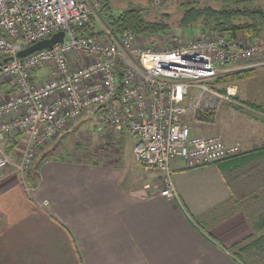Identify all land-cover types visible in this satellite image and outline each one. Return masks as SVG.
<instances>
[{"label":"built area","instance_id":"1","mask_svg":"<svg viewBox=\"0 0 264 264\" xmlns=\"http://www.w3.org/2000/svg\"><path fill=\"white\" fill-rule=\"evenodd\" d=\"M148 1L161 7L179 0ZM98 4L0 0V169L10 163L7 143L20 151L13 170L28 174L49 140L79 117L92 115L101 135L134 137L135 159L161 172L160 193L175 197L172 161L200 167L240 150V144H228L221 135L192 134L191 114L206 123L215 120L217 111L214 103L200 104L192 93L232 101L235 87L220 93L210 82L231 70L264 65V34L203 33L171 48L153 49L131 30L120 36L108 28L80 31ZM58 31L64 32L62 42L17 56L19 50ZM41 67L48 68L45 77L39 73Z\"/></svg>","mask_w":264,"mask_h":264},{"label":"crops","instance_id":"2","mask_svg":"<svg viewBox=\"0 0 264 264\" xmlns=\"http://www.w3.org/2000/svg\"><path fill=\"white\" fill-rule=\"evenodd\" d=\"M239 94L264 110L261 85ZM236 96L212 129L239 142L237 154L264 147V114ZM129 137L131 151L107 162L45 157L28 174L0 169V264H242L230 245L254 233L264 153L193 168L174 160L177 195L167 197L162 173L135 159Z\"/></svg>","mask_w":264,"mask_h":264},{"label":"trees","instance_id":"3","mask_svg":"<svg viewBox=\"0 0 264 264\" xmlns=\"http://www.w3.org/2000/svg\"><path fill=\"white\" fill-rule=\"evenodd\" d=\"M98 1L99 4L95 7V10L116 36H120L125 30H131L139 36H153L171 28L170 15L165 10L155 17L157 19H151L146 14L159 10L156 7L153 9L150 5V7L148 5H135L132 0H128L127 5L117 3L113 5L110 4L109 0ZM179 1L180 12L175 18L174 24L180 28L195 27L198 28L199 32L201 29H207L218 35L229 36L248 33L253 37H257L262 31L264 32V8L256 4L254 0ZM168 3L170 2H166L164 5L166 6ZM115 5H118L119 11H114ZM92 20L93 17L79 30L86 33L100 31L101 29H94L91 26ZM2 60L3 58H0V63ZM248 69L238 70L237 73L236 71L228 73L222 75L223 77L220 76V78L218 76L210 82V85L215 88L219 84L237 83L240 80L248 79L255 73V68ZM217 90L225 92V87H219ZM235 98V101L264 114L263 108L259 105L247 101L242 102L237 96ZM13 146V144H9L6 148L7 151L11 152ZM263 153L264 147L256 148L236 154L232 156V160H241L245 157H249V160L258 159ZM43 158H45L44 154L40 159ZM259 209L260 206L256 205L250 211V221L254 233L232 248L234 256L242 264H264V211L261 212Z\"/></svg>","mask_w":264,"mask_h":264},{"label":"rangeland","instance_id":"4","mask_svg":"<svg viewBox=\"0 0 264 264\" xmlns=\"http://www.w3.org/2000/svg\"><path fill=\"white\" fill-rule=\"evenodd\" d=\"M128 0H109L110 4H119V5H127ZM214 1V0H208V2ZM149 2V1H148ZM147 0H132V3L135 5H144V6H149ZM256 4L261 5L264 8V0H254ZM180 1H171L164 7H156L159 10H156L155 12H150L149 14H146L147 17L151 19H157V15L163 10L166 11L170 15V20L169 22L171 23V28L167 29L166 31L159 33L157 35L153 36H140L138 41L146 46L152 47L153 49H162L164 47H174L176 45H179L181 42L190 40V39H196L197 36L200 34H209V35H218L214 32H211L207 29H201V33L199 32L198 28H180L179 26H176L174 23L175 18L179 15V10H180ZM150 7V6H149ZM152 7V6H151ZM155 7H153L154 9ZM120 8L118 5L114 6V11H119ZM93 20L91 22V26L94 29H101V30H106L109 27L107 26L105 20L98 15L97 11L94 9L93 14H92ZM91 17V18H92ZM264 34V32H261ZM260 33V34H261ZM246 36L250 35L248 33H241L238 34L234 37L238 36ZM218 36H223V35H218ZM229 36V35H228ZM249 37H253L250 35ZM259 58V57H256ZM254 58V59H256ZM252 59V60H254ZM250 68H255L256 69V74L254 77L251 78V80L248 79H243L238 81L237 83H228V84H219L216 85L215 90L219 87H225V90L228 86H233L236 89V95L238 99L240 98V92H242V88L248 89L254 88V87H259L260 85L264 87V66H253ZM47 67H41L40 68V74L45 77L46 76V71ZM241 70V69H238ZM235 70V71H238ZM233 70L229 71V73L235 72ZM228 74V73H226ZM225 75V74H223ZM221 76V75H220ZM219 76V77H220ZM250 81V82H249ZM227 85V86H226ZM214 87V86H213ZM217 92H220L217 90ZM220 93H225V92H220ZM197 99L196 101L199 102L200 104H203L207 101H210L214 103L217 106V112L221 106L224 104H228L227 102H232V101H221L218 96L214 94H210L211 97L216 96L214 100H211L210 97L206 94H203L199 91H196L194 94L192 93ZM210 99V100H209ZM233 99V98H232ZM240 104V103H239ZM215 115V117H216ZM214 117V118H215ZM196 116L190 115L188 117V121L190 122V129L192 134L194 135H212V134H218L215 132V130L212 129L215 120H211L210 122H199L196 121ZM220 135V134H218ZM134 140H136L134 138ZM238 143L239 142H235ZM131 146L132 142L131 139L128 135L122 134V135H117L115 134L113 137H108L107 135H101L95 130V119L93 118L92 115L88 116H81L78 119H76L68 128L65 130L61 131L57 136L49 140L46 145L41 148L34 159L33 165L35 164V161L40 159V157L44 154L45 157H53V158H61V159H69V160H76L80 162H107L113 160L115 157H119L118 155L121 154L123 151H131ZM7 151V149H6ZM9 155V165L12 166V163H15L18 161V158L20 156V151L13 150L11 152L7 151ZM8 168V167H7ZM12 169L13 166L11 167ZM260 206V211H264V200L259 203ZM236 243L233 245H230V247H234Z\"/></svg>","mask_w":264,"mask_h":264},{"label":"water","instance_id":"5","mask_svg":"<svg viewBox=\"0 0 264 264\" xmlns=\"http://www.w3.org/2000/svg\"><path fill=\"white\" fill-rule=\"evenodd\" d=\"M64 36L63 31H58L53 33L50 37L44 38L42 40H39L17 52V56H26L27 54L38 50V49H43V48H48L55 43L62 42ZM8 59V58H7ZM4 59V60H7Z\"/></svg>","mask_w":264,"mask_h":264},{"label":"bare ground","instance_id":"6","mask_svg":"<svg viewBox=\"0 0 264 264\" xmlns=\"http://www.w3.org/2000/svg\"><path fill=\"white\" fill-rule=\"evenodd\" d=\"M245 36V35H244ZM246 36H248V35H246ZM250 36V35H249ZM247 70V69H246ZM249 70V69H248ZM236 73H237V71H236ZM222 76V75H221ZM227 76V75H226ZM223 77V76H222ZM220 78V77H219ZM227 86V85H226Z\"/></svg>","mask_w":264,"mask_h":264}]
</instances>
